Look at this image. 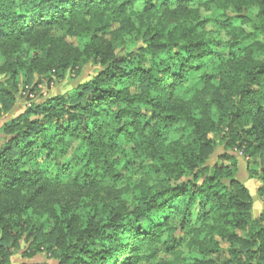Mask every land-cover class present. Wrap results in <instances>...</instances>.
<instances>
[{
	"label": "clouds",
	"instance_id": "obj_1",
	"mask_svg": "<svg viewBox=\"0 0 264 264\" xmlns=\"http://www.w3.org/2000/svg\"><path fill=\"white\" fill-rule=\"evenodd\" d=\"M0 264H264V0H0Z\"/></svg>",
	"mask_w": 264,
	"mask_h": 264
}]
</instances>
